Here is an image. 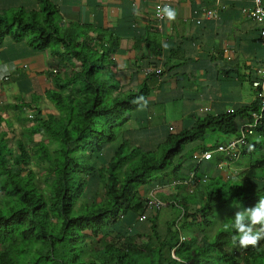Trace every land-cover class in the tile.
<instances>
[{
	"label": "trees",
	"instance_id": "1",
	"mask_svg": "<svg viewBox=\"0 0 264 264\" xmlns=\"http://www.w3.org/2000/svg\"><path fill=\"white\" fill-rule=\"evenodd\" d=\"M38 1L37 9L0 12V43L8 35L17 39L29 34L30 43L42 50L57 41L64 44L63 57L69 63L75 58L81 64L70 72H49L52 87L46 95L58 114L43 115L36 109L12 145L0 133V264H264V240L241 248L232 244L234 231L219 229L215 238L205 232L229 203L247 208L264 197V175L257 171H264V151L258 153L264 150L261 96L236 110L199 118L151 147L135 145L129 138L117 144L120 128L144 100L133 101L146 98L148 84L121 91L107 74L108 49L78 42L74 31L62 26L57 8L49 0ZM253 113L261 118L240 159L250 158L245 175L256 188H245L244 181L232 178L212 180L204 186V205L194 210L187 206L196 198V189L183 194L179 215L161 216L167 208L163 206L180 203L176 197L185 186L180 174L184 146L208 132L235 135L237 119L252 121ZM36 134L41 137L36 139ZM176 157L180 159L175 162ZM172 176L181 181L176 202L167 198L166 205L157 206L150 203L149 191L140 190L169 183ZM131 211L148 220L149 231L133 227L121 233L116 224Z\"/></svg>",
	"mask_w": 264,
	"mask_h": 264
},
{
	"label": "crops",
	"instance_id": "2",
	"mask_svg": "<svg viewBox=\"0 0 264 264\" xmlns=\"http://www.w3.org/2000/svg\"><path fill=\"white\" fill-rule=\"evenodd\" d=\"M49 1L57 8L62 26L74 31L78 42L86 41L92 46L108 49L107 74L119 84L121 91L137 90L143 83L149 86V93L141 104L144 106L139 105L131 111V118L120 128L117 144L129 138L135 145L151 147L163 142L169 133L192 127L199 118L236 110L263 93L262 86L255 87L252 82L261 80L264 72V46L260 40L264 24L245 15L244 9L254 6L248 0ZM165 5L176 11L174 20L157 17V7ZM39 7L38 0H0L2 13ZM29 38V34L17 39L8 35L0 43V68L9 72V79L2 85L0 133H4L10 142L14 135L16 141L23 133V122L27 123L26 118H31L36 109L43 115L58 114L46 95L52 87L49 72H70L81 64L75 58L69 63L63 57L67 51L64 44L56 41L38 50ZM163 43H167V49ZM147 68L162 72L147 73ZM253 117L255 119L254 113ZM252 121L237 119V133L217 141L223 144L240 136L243 124ZM254 135L255 132L249 138ZM249 138L245 146L251 145ZM204 139L187 143L181 152L186 159L180 169L185 186L176 197L180 203L175 205L180 212L183 194L193 193L196 189V198L189 200L187 206L194 210L204 205L207 200L204 186L212 180L226 181L230 177L237 180V174L241 172L243 181L249 182L245 175L248 165L240 159L241 154L236 160H228L224 152L216 150L217 147L205 149L212 152L211 157L196 164L193 155L204 152L202 146L209 147L214 143ZM111 147L109 145L108 149ZM236 169L237 174L233 172ZM192 174L196 184L187 182ZM180 183L179 178L172 176L169 183L159 185L157 182L153 187L147 185V190L145 186L140 190L143 194L149 191L147 196L163 200L166 205L167 198L176 202L177 184ZM163 207L167 208L161 216L171 218L168 213L172 206ZM180 221L177 227H180ZM148 223L131 211L116 225L121 228V233H125L133 227L149 231ZM209 228L212 227H206L205 232L215 238L216 234L211 236ZM181 236L183 238L184 234Z\"/></svg>",
	"mask_w": 264,
	"mask_h": 264
},
{
	"label": "clouds",
	"instance_id": "3",
	"mask_svg": "<svg viewBox=\"0 0 264 264\" xmlns=\"http://www.w3.org/2000/svg\"><path fill=\"white\" fill-rule=\"evenodd\" d=\"M156 15L172 21L176 18V11L167 5L158 6ZM162 46L165 49L168 47L167 43H163ZM143 100L144 97L140 96L133 103L138 104ZM141 106L143 107L144 105ZM223 229L225 231H234L235 234L231 237L234 246L241 248L256 247L261 240H264V197H260L254 206L241 208L236 211L232 223H225Z\"/></svg>",
	"mask_w": 264,
	"mask_h": 264
},
{
	"label": "built area",
	"instance_id": "4",
	"mask_svg": "<svg viewBox=\"0 0 264 264\" xmlns=\"http://www.w3.org/2000/svg\"><path fill=\"white\" fill-rule=\"evenodd\" d=\"M254 4L253 8L251 9H244L245 15L252 20L262 22L264 24V0H248ZM211 12H209L208 15H210ZM260 40L262 45L264 46V27L261 29L260 32ZM147 73H161V69H149L147 68L145 70ZM9 79V72L4 71L0 68V104L2 103V85L3 81ZM252 84L255 87L262 86L263 88V93L260 94L262 98V104L264 108V72L262 75L261 80H253ZM255 119L252 122H245L242 126V134L238 137H235L231 140H228L226 143L219 144L216 148L217 151L224 152L227 156L233 157V159H238L241 153V148L245 146L248 143V138L249 136L254 132V129L256 127L257 121L261 118V115L258 113H254ZM211 151H204L201 154L196 153L194 154V158L197 162H200L201 160L208 158L211 156ZM194 175L192 174L189 180L187 181L188 183L194 184L196 183ZM154 205H164L165 202H162L160 200L151 198V202Z\"/></svg>",
	"mask_w": 264,
	"mask_h": 264
},
{
	"label": "rangeland",
	"instance_id": "5",
	"mask_svg": "<svg viewBox=\"0 0 264 264\" xmlns=\"http://www.w3.org/2000/svg\"><path fill=\"white\" fill-rule=\"evenodd\" d=\"M7 13H11V11H8ZM14 137H15V135L12 137V140H11V143L12 144H14L15 142H14ZM38 139L41 137L40 135H37L36 136ZM207 137V138H206ZM206 139H204V141H206V142H208V141H215V140H217V139H223V138H225L226 137V135H224V134H221V133H219V132H208L207 134H206ZM192 144H194V142L192 143ZM184 149V148H183ZM261 151H264L263 149H258V153H260ZM212 155V154H211ZM211 157V156H210ZM244 159V160H243ZM243 159H242V161H244V163H251V160H250V158L248 157V158H245V157H243ZM178 160V157L175 159V162ZM246 161V162H245ZM242 167L243 166H245V164H240ZM237 166H239V165H237ZM36 169H37V167H36ZM238 171V169H236L235 171H233L235 174H237L236 172ZM257 171H259L258 172V176H262V175H264V171L263 170H260V169H258ZM235 174L233 175V177L235 176ZM242 173L240 172V173H238L237 174V176H238V178H237V180L239 181V182H241V184L243 183V180H244V178L243 177H241L240 175H241ZM241 177V178H240ZM231 178V177H230ZM253 178H251V179H249V182L247 183V185H246V182L244 181V184H245V188H249L250 186H253L254 188H256V186L255 185H253ZM230 182H226L225 184H229ZM248 184H250V185H248ZM228 187H229V185H227ZM160 193V192H159ZM237 205H238V207H241L242 208V205L240 204V203H229L228 205H226L225 206V213H224V215L221 217V218H219L217 221H215L214 223H213V226H212V228H209V229H211L210 231H208L210 234H211V236L213 235V234H216L217 233V231L219 230V229H221V230H224V229H222L223 227V224H224V221H226L229 217H230V215L231 216H234L235 215V213H232L231 211L234 209V208H236L237 209ZM171 211L168 213V217H170V216H172L171 218H174V217H176L179 213H180V208L179 207H171ZM217 212V211H216ZM167 216V215H166ZM148 225V228L150 227V225H149V223L147 224ZM198 235L199 236H201L202 235V232H199L198 233ZM214 236V235H213Z\"/></svg>",
	"mask_w": 264,
	"mask_h": 264
}]
</instances>
